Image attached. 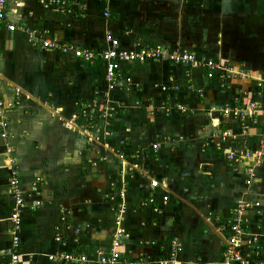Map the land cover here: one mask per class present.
I'll return each instance as SVG.
<instances>
[{
    "label": "crops",
    "instance_id": "1",
    "mask_svg": "<svg viewBox=\"0 0 264 264\" xmlns=\"http://www.w3.org/2000/svg\"><path fill=\"white\" fill-rule=\"evenodd\" d=\"M66 1L69 14L38 0L5 3L0 102L12 105L0 139V264L11 239L7 160L25 204L17 264H75L49 260L54 254L97 264L115 235L116 264H157L171 240L181 247L175 264H218L239 200L250 204L245 231L259 235L264 259V122L259 112L220 111L264 108L255 84L264 77V0ZM11 24L94 52L109 32L120 50L142 42L186 51L250 77L223 84L203 68L158 59L121 63L108 79L102 61L47 51ZM233 151L248 157L229 160Z\"/></svg>",
    "mask_w": 264,
    "mask_h": 264
},
{
    "label": "built area",
    "instance_id": "2",
    "mask_svg": "<svg viewBox=\"0 0 264 264\" xmlns=\"http://www.w3.org/2000/svg\"><path fill=\"white\" fill-rule=\"evenodd\" d=\"M40 4L44 7H54L60 13L69 14L72 12L71 7L67 3L66 0H38ZM5 3L6 0H0V28L4 26V14H5ZM83 10V8L79 9ZM6 29L8 31H15L21 30L25 32L27 36L38 42L40 46L47 50V51H57L63 55H70L72 58L82 59L85 61H95L100 60L105 64L106 69V77L108 79H112L117 70L119 69V65L121 63L126 62H138L143 63L147 60H158V59H165L174 64H185L189 65L192 68L200 67L203 68L206 77L211 78L217 76L218 79L224 84L227 80L231 78H248L250 77L248 73H244L241 70H235L229 66L218 64L212 60L208 59H201L197 60L195 55L192 53H188L186 51H174L170 52L168 50H163L160 48H149L145 46L142 42H136L135 48L132 50H120L118 48V41L113 38V36L109 33H105V42L106 47L103 51L94 52L91 50H86L74 45H66L59 43L55 39L49 38H40L37 37V34L33 30L17 28L14 25H6ZM128 86H131V82L127 79ZM256 88L259 89L257 94L261 95L264 91V77H257L255 78ZM177 89L176 87H174ZM162 91H165V87L160 88ZM12 104L3 105L0 102V139H6L8 136L7 132V122L4 116V109L10 107ZM258 110V111H256ZM225 115H231L233 117L243 118L247 115H254L256 112H259L262 116L264 122V108H261L256 103L249 104L246 108H234V109H223L220 110ZM106 119L108 116H101ZM105 135L109 134L108 131H105ZM264 135V133H263ZM228 133L224 132L220 136L221 144L227 138ZM89 141H92L89 136H87ZM220 142L215 143L214 146L217 149H220ZM120 144H123L120 142ZM153 150L156 149L157 145L151 146ZM144 149L136 150L131 157L136 158L141 153H143ZM9 148H7V152H9ZM120 158L123 156L120 154ZM248 157L246 153L242 151H233L228 152L227 158L232 161H238L241 158ZM7 164L5 166L7 170L10 172L11 177L8 182V187L10 190V195L13 199V206L11 209L10 216L8 221L11 224L10 228V246L7 250L8 262L7 264H17L19 260V245H20V236L19 231L21 228V212L22 209L25 207L23 201V194L19 187L18 180L15 176V170L12 167V161L7 160ZM252 171L249 170V175L252 176ZM39 182L41 179L38 180ZM37 183V182H36ZM246 184H250V179L246 181ZM150 186L155 187L157 186L156 180L150 181ZM35 191V188H32ZM31 190V191H32ZM154 198L150 197L147 199L143 205H150L154 203ZM167 201V196L162 197V202L165 203ZM40 204L39 201L34 203L35 206ZM257 205V204H255ZM250 204L244 200H239L236 203V206L231 212V219L227 226L228 237L226 241V245L222 254V258L218 264H264V259L261 258V249L262 245L260 242V237L258 234H248L245 231V212L249 208ZM154 211L158 212L155 208ZM243 237L245 239H243ZM118 247V240L117 236L113 240L111 248L108 252L98 253L97 255V264H116L118 263L119 253L117 252L116 248ZM181 251V247L176 240H171L169 245V257L166 260L157 261V264H175V256L177 253ZM48 259L51 261L56 260H64L69 262H74L75 264H82L86 262V258L84 256H72L70 254H54L49 255ZM133 264V263H129Z\"/></svg>",
    "mask_w": 264,
    "mask_h": 264
}]
</instances>
